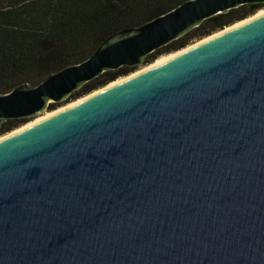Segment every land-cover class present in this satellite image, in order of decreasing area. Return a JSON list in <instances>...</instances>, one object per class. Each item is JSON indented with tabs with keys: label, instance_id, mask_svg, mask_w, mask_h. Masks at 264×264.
Wrapping results in <instances>:
<instances>
[{
	"label": "water",
	"instance_id": "obj_1",
	"mask_svg": "<svg viewBox=\"0 0 264 264\" xmlns=\"http://www.w3.org/2000/svg\"><path fill=\"white\" fill-rule=\"evenodd\" d=\"M245 4L264 0H185L116 32L0 93V126ZM0 264H264V15L1 140Z\"/></svg>",
	"mask_w": 264,
	"mask_h": 264
},
{
	"label": "trees",
	"instance_id": "obj_2",
	"mask_svg": "<svg viewBox=\"0 0 264 264\" xmlns=\"http://www.w3.org/2000/svg\"><path fill=\"white\" fill-rule=\"evenodd\" d=\"M185 0H0V93L27 83L35 86L50 73L79 63L106 38L138 26ZM245 4L204 20L198 27L148 54L143 65L243 19L262 7ZM138 67L122 66L87 82L68 100L89 93ZM58 103H51L54 108ZM26 119H8L0 134Z\"/></svg>",
	"mask_w": 264,
	"mask_h": 264
},
{
	"label": "bare ground",
	"instance_id": "obj_3",
	"mask_svg": "<svg viewBox=\"0 0 264 264\" xmlns=\"http://www.w3.org/2000/svg\"><path fill=\"white\" fill-rule=\"evenodd\" d=\"M263 15H264V8L258 10L255 14H253L251 16H248V17H246V18H244V19H242L240 21H237V22H235V23H233V24H231L229 26H225L223 29L215 31V32H213L212 34H210L208 36H205V37H203L201 39H198L197 41H195V42H193L191 44H188L187 46L183 47L180 50H177L175 52H170L168 54H164L162 56H159L152 63H150L148 65H145L142 68H139L138 70H136L135 72L130 73L127 76L118 77L116 80L106 84L105 86H103V87H101V88H99L97 90H94L93 92H91L88 95H85V96H83L81 98H78L77 100H75L73 102H70L68 104L62 105V106L56 108L55 110L48 111V112H46V113H44V114H42L40 116H37L35 119L27 122L24 125L11 130L10 132H7V133H4V134L0 135V141L4 140V139H6V138H8V137H10V136H12L14 134H17V133H19V132H21V131H23V130L31 127V126H34V125H36V124H38L40 122H43L46 119L52 117L53 115H55V114H57V113H59V112H61L63 110H66V109H68V108H70V107H72V106H74L76 104H79V103L83 102L84 100H87V99H89V98H91V97H93V96H95V95H97V94H99V93H101V92L113 87V86H116V85H118V84H120L122 82H125V81H127V80H129V79H131V78H133V77H135V76H137V75H139V74L151 69V68H154V67L158 66L161 62H163L165 59H167L168 57H170L172 55H175L177 53H180L182 51H185V50L190 49L192 47H195L197 45H200V44H203L205 42H208V41H210V40H212V39H214V38H216V37H218V36H220L222 34H225L226 32H228V31H230L232 29L240 27V26L250 22L251 20H254V19H256V18H258L260 16H263Z\"/></svg>",
	"mask_w": 264,
	"mask_h": 264
},
{
	"label": "rangeland",
	"instance_id": "obj_4",
	"mask_svg": "<svg viewBox=\"0 0 264 264\" xmlns=\"http://www.w3.org/2000/svg\"><path fill=\"white\" fill-rule=\"evenodd\" d=\"M262 7H264V6H262ZM197 40H198V39H196V40H192V41H190L188 44H191V43H193V42H195V41H197ZM188 44H187V45H188ZM187 45H186V46H187ZM162 55H164V54H162ZM143 66H144V65H143ZM137 69H139V67H138ZM60 105H63V103H62V104L60 103V104H58L57 106H60ZM57 106H56V107H57ZM45 113H46V112H45ZM43 114H44V113H43ZM33 119H35V118H31V120H33ZM26 121H29V120H26ZM0 135H2V134H0Z\"/></svg>",
	"mask_w": 264,
	"mask_h": 264
},
{
	"label": "flooded vegetation",
	"instance_id": "obj_5",
	"mask_svg": "<svg viewBox=\"0 0 264 264\" xmlns=\"http://www.w3.org/2000/svg\"><path fill=\"white\" fill-rule=\"evenodd\" d=\"M263 6H264V4H262ZM58 104H60V103H58Z\"/></svg>",
	"mask_w": 264,
	"mask_h": 264
}]
</instances>
